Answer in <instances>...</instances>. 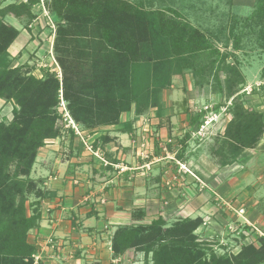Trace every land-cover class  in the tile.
<instances>
[{"label":"trees","instance_id":"1","mask_svg":"<svg viewBox=\"0 0 264 264\" xmlns=\"http://www.w3.org/2000/svg\"><path fill=\"white\" fill-rule=\"evenodd\" d=\"M33 3L6 4L0 8V17L27 13L31 18ZM46 4L57 19L53 51L60 77L46 71L42 78H36L20 67H10L7 49L19 31L0 18V98L13 102L11 120L0 118V264H43L34 261L38 247L27 241L29 231L38 226L39 200L45 194L31 172L46 140L63 137L65 120L57 110L61 98L71 119L85 129L129 128V122H121L122 113L133 109L140 114L149 106L161 110V91L170 85L175 65L197 72L194 61L207 51L209 58L216 55L212 60L215 66L226 57L202 30L173 9L141 8L127 0H48ZM252 19L262 24L264 31V0H255L252 14L246 17ZM238 45L236 36L234 48ZM206 70L203 68L201 74ZM223 70V84L216 72L214 88L232 99L228 109L232 117L218 132L220 145L212 152L226 165L244 149L257 146L264 122L262 114L247 107L238 95L244 83L239 69L226 64ZM259 88L264 95V84ZM202 114L194 117L197 127ZM66 130L71 147L76 134L73 127ZM189 134L180 139L178 159H184ZM110 140L108 135H100L91 145L96 149ZM204 222L200 217H185L166 226L158 217L146 225H120L111 237L113 255L134 249L144 253V264H148L149 254L152 264L264 263L263 236L256 237L257 246L243 244L236 254H208V243L196 234Z\"/></svg>","mask_w":264,"mask_h":264},{"label":"crops","instance_id":"2","mask_svg":"<svg viewBox=\"0 0 264 264\" xmlns=\"http://www.w3.org/2000/svg\"><path fill=\"white\" fill-rule=\"evenodd\" d=\"M18 46L19 43L14 49H18ZM198 97L201 98V95ZM243 97L247 107L262 114L264 122V95L257 92ZM165 101L162 102L160 111L151 107L140 114H136L134 110L122 113L121 122L123 125L129 122V128L123 125L122 129L118 126L102 127L107 130L104 135L111 138L96 147L105 162L101 159H95L97 163L92 162L94 157L86 150L84 142L79 138L75 140L74 137V147H70V150L78 152H70L67 155L68 163L63 173L57 175L56 171L52 170L53 173L48 176L35 177L38 186L45 192L39 200L38 226L31 229L27 235V241L38 247L35 254L38 258L34 259L35 262L144 264V253L134 249L114 256L111 237L120 225H146L158 217L165 221L166 226L179 218L200 217L207 220V223L196 230L198 239L203 241L206 235L209 236L216 230L214 235L219 240L218 233L221 234L225 230L228 233L229 224L241 225L242 218L218 201L215 195L224 201H231L235 208L243 207L244 217L253 226L258 225L264 229V132L255 148L244 149L230 164L218 165L212 159L207 160L198 149L199 145H195L193 152H186V156L181 160L175 154L180 151L182 144L177 138L171 137L176 125L170 121L174 122V118L182 115L178 113L183 112L187 117L181 118L186 121L183 127L180 126L178 133L189 131L192 136L198 127L195 122L191 123L200 111L190 109L187 112L186 108L174 110L171 108L172 104L167 107ZM146 116H151L146 129L152 137L143 141L148 148L146 153H149V168L145 166L139 150H135L145 132L139 128L140 120H147ZM229 119L219 125L220 131ZM97 137L92 138L90 135L92 140L85 143L91 144ZM167 139L176 141L177 145L167 142ZM48 141L63 143L58 138ZM187 142H191L189 145L193 146L192 139L186 140L185 144ZM163 145H167L168 152L158 150V147ZM80 154L85 159L80 157ZM205 161H208V167H204ZM177 162L185 164L202 183L187 173L180 175ZM117 166L124 167V171L119 172ZM83 167H89L86 170H89L90 175L78 171ZM29 200H33V196ZM249 227L241 225L240 232ZM229 234L231 237L237 236L236 233ZM49 237L54 240L52 246L45 244ZM255 237L251 241L254 245L258 243ZM245 239L243 233L232 239L235 248H238L237 252L241 245L246 244L243 242ZM218 243H208L207 246L214 248ZM213 252L216 253L215 248ZM148 264H152L150 254Z\"/></svg>","mask_w":264,"mask_h":264},{"label":"rangeland","instance_id":"3","mask_svg":"<svg viewBox=\"0 0 264 264\" xmlns=\"http://www.w3.org/2000/svg\"><path fill=\"white\" fill-rule=\"evenodd\" d=\"M28 1L29 0H0V8L9 3L19 4L26 3ZM33 1L35 3H33L30 8V13L32 15L31 18L26 15L27 13L24 15L21 14L20 16H15L13 13H4L0 17L3 22L12 25L19 31L17 37L7 49L9 56L11 57L10 67H20L22 72L33 74L36 78H42L43 73L46 71H51L60 77L61 70L55 60V54L53 51V41L55 37L57 19L54 17L46 4L48 0ZM127 1L134 6L141 8L170 9L171 7L178 13L177 16H180L192 26L202 30L209 37L213 47L218 49L221 53L226 54V57L223 61H217L216 64L218 65L216 66L215 63L212 64V60L216 59V55L212 54L209 58V51H207L208 53L206 52L207 55L202 54L196 59V61H194V67H196L197 72L175 65L173 67V71L175 72H173V75L171 76L170 85L161 91V95H166L165 97L162 96V102L166 100L165 103L167 107L172 104L171 108H174V110L186 108V111L190 109L193 111L196 109L199 110L201 114L204 112L201 116L202 122H200L198 130L192 134V136L189 134V140L192 139L193 146L189 145L191 142H189V144L188 142L184 144L186 147L188 146V149L186 150L185 148L183 157L184 155L186 156V152H193L192 149L195 147V145H199L198 149L201 150L202 155L207 157V160L212 159L214 162H216V164L220 165V155H215L212 151L214 147L216 148L218 145H220L221 139L218 133L220 131L219 125L225 123L224 121L226 119H231L232 117L228 110L232 99L225 98L224 91L219 93L214 88L215 73L217 72L216 76L219 78L220 83L223 84V81L226 77V72L223 70V67L226 64L236 66L239 69V72H241L244 77V83L239 86V88H241L238 91V95L242 96V100L244 101L245 105L246 99L243 97V95H251L257 92L260 93L261 89L259 86L264 84V78L261 77L262 70L264 69V39L260 38L262 36L261 31H263L262 24H259V22H257L255 19L250 21L246 20V17H249L254 10L255 0ZM236 36L238 37L239 45L238 48L235 49L234 40ZM18 43L20 46H18V49H14ZM203 68L207 69L204 73L205 75L201 74V70H203ZM197 82L201 83L200 87L198 84H196ZM198 95H201V98L198 97ZM12 106V101H6L5 99L0 98L1 119L6 121L11 120ZM151 107L153 106H149L147 109L149 110ZM131 108H134V104ZM57 110L65 120L66 128H64L63 137L60 138L63 143L58 141L51 142L48 141V139L46 140V146L38 151L35 163L33 165V173L31 174V177L34 179V181H36L35 177L48 176V174H52V170H54V172L56 171L57 175L62 174L68 163L66 158L67 155L70 152H78L77 150H70V135L68 130H66L68 127H76L78 131H80L82 138L76 133V136L74 135L73 137H75V140L76 138H79V140L83 142L91 141L92 138L107 133V130L102 128L104 126L98 127V130H95L97 128L85 129L81 125L75 123L68 113L67 103L62 98L59 101ZM178 114L182 115L174 118V122L173 120L170 121L176 125V130L172 132L171 137L173 139L177 138L180 141L181 137H183V135L188 132L186 131L184 133L183 131L182 133L184 134L180 132L178 133L179 129L183 127V124L186 121L184 119L182 120L181 118L187 116H184L183 112H179ZM150 118L151 116H146L145 119L147 120H140L141 122L139 128L145 131L142 134L143 138L139 140L137 148H135L136 151L139 150L140 155L141 153L145 154L146 150L148 149L146 148V144H144L143 141L147 137H152L149 130L146 129V125L148 126L147 123L150 122ZM187 121L190 124L189 118ZM193 123L194 121H192L191 124ZM90 135L92 136L91 139ZM167 142L171 144L176 143V141H173L172 139H167ZM75 145H77V143H75ZM175 145H177V143ZM71 147H74V145ZM160 149L164 153L168 152L167 145L159 146L158 150ZM169 149H171V147ZM94 150L97 151L98 155H100L98 149ZM158 152L160 153V151ZM81 156L83 159H85L83 155L80 154V157ZM93 157L94 159L92 162L97 163L95 159L97 160L99 158L94 155ZM142 160L147 163L149 162L150 158H143ZM207 162L205 161L204 167H208ZM88 168L86 167V169ZM86 169L83 167L78 171H82L83 173L90 175L89 170ZM189 175H191V177L196 180L197 177L195 175L194 176L196 178L192 173ZM197 182L199 181L197 180ZM29 197L32 196L30 195ZM227 202H229L231 206H234L235 208V205H233L231 201ZM241 225H237L236 232L239 233ZM254 227L264 233L263 228H259L258 225H254ZM214 233H217V231L213 230L209 236L206 235L203 243L212 244L219 242L217 247L214 246L218 255L223 253L230 255L236 254L238 248H235V244L232 242V239L234 240L237 238L240 233H243L244 236H246V239L243 240L244 243H251V241H253L252 239H254V236H259L257 231L251 226L249 229L241 231L239 234H237V236L235 235L236 237H231L229 232L227 233L225 230L221 234L218 233V240ZM256 245H258V243H256ZM206 248L208 247L206 246ZM214 248H208L209 250L207 249L206 252L210 254L213 252Z\"/></svg>","mask_w":264,"mask_h":264},{"label":"built area","instance_id":"4","mask_svg":"<svg viewBox=\"0 0 264 264\" xmlns=\"http://www.w3.org/2000/svg\"><path fill=\"white\" fill-rule=\"evenodd\" d=\"M73 128L75 129V133L78 135V136H82L81 135V133H80V131H78V129L76 128V127H74L73 126ZM82 138V137H81ZM84 146H85V148H86V150H88L92 155H94V156H97L99 159H101L103 162H105L104 160H103V158L100 156V155H98V153H97V151H95L94 149H93V147H92V145L91 144H88V143H85L84 142ZM141 158H148L149 157V153H145V154H143V153H141ZM149 164L150 163H146L145 164V166L147 167V168H149ZM177 164H178V166H179V173H180V175H182L183 173H191L189 170H188V168L184 165V164H182V163H179V162H177ZM117 168H118V171L119 172H123L124 171V167H122V166H117ZM194 176V175H193ZM195 177V176H194ZM196 178V177H195ZM196 180H198L199 181V183H202L198 178H196ZM215 197L217 198V200L218 201H220L223 205H225L227 208H229V209H231V210H233L235 213H236V215L237 216H240L241 218H242V222H241V224L242 225H248V226H251L252 228H254L256 231H257V234H259V236H263L264 237V233H262L261 231H259L256 227H254L253 226V224L252 223H250L245 217H244V208L243 207H240V208H234L233 206H231V204L229 203V202H227V201H224L223 199H221L220 197H218L217 195H215ZM204 224H206V221L204 222ZM228 231L230 232V233H236V234H239L238 232H236V229H237V226H235V224H233V225H228ZM240 232V231H239ZM53 242H54V240L51 238V237H49V238H47L46 239V243L45 244H51V246L53 245ZM33 257H34V259L35 260H37V258H38V256L37 255H33Z\"/></svg>","mask_w":264,"mask_h":264}]
</instances>
